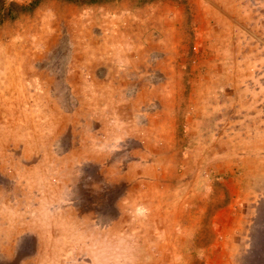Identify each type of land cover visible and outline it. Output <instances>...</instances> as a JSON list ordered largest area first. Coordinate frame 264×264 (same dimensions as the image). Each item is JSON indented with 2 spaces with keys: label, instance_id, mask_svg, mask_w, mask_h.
<instances>
[{
  "label": "rangeland",
  "instance_id": "rangeland-1",
  "mask_svg": "<svg viewBox=\"0 0 264 264\" xmlns=\"http://www.w3.org/2000/svg\"><path fill=\"white\" fill-rule=\"evenodd\" d=\"M0 264H264V0H0Z\"/></svg>",
  "mask_w": 264,
  "mask_h": 264
},
{
  "label": "crops",
  "instance_id": "crops-1",
  "mask_svg": "<svg viewBox=\"0 0 264 264\" xmlns=\"http://www.w3.org/2000/svg\"><path fill=\"white\" fill-rule=\"evenodd\" d=\"M67 207H70V205L69 206H67ZM33 234V237H34V240H35V242H39V236L37 235V234H35V232L34 233H32Z\"/></svg>",
  "mask_w": 264,
  "mask_h": 264
},
{
  "label": "trees",
  "instance_id": "trees-1",
  "mask_svg": "<svg viewBox=\"0 0 264 264\" xmlns=\"http://www.w3.org/2000/svg\"><path fill=\"white\" fill-rule=\"evenodd\" d=\"M71 1V0H70Z\"/></svg>",
  "mask_w": 264,
  "mask_h": 264
}]
</instances>
